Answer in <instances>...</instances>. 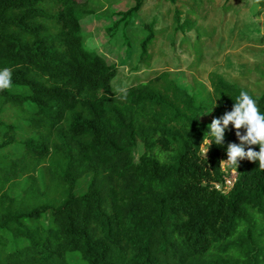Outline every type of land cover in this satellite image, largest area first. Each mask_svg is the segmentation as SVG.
I'll list each match as a JSON object with an SVG mask.
<instances>
[{
  "label": "trees",
  "instance_id": "1",
  "mask_svg": "<svg viewBox=\"0 0 264 264\" xmlns=\"http://www.w3.org/2000/svg\"><path fill=\"white\" fill-rule=\"evenodd\" d=\"M145 1L116 13V28ZM91 12L89 0H0V69L12 72L0 91V264H264V169L240 160L221 191V162L241 142L232 124L222 144L208 134L241 90L264 115V92L214 72L204 98L161 71L120 100L117 65L84 45Z\"/></svg>",
  "mask_w": 264,
  "mask_h": 264
},
{
  "label": "rangeland",
  "instance_id": "2",
  "mask_svg": "<svg viewBox=\"0 0 264 264\" xmlns=\"http://www.w3.org/2000/svg\"><path fill=\"white\" fill-rule=\"evenodd\" d=\"M89 1L92 12L83 17L84 45L117 65L114 90L167 71L177 85L191 93L203 91L204 98L213 94L214 72L256 96L264 92V5L254 6L255 0H204L201 7L192 0H146L117 28L115 14L128 11L134 0ZM151 34L148 64L141 56ZM142 152L139 142L136 153Z\"/></svg>",
  "mask_w": 264,
  "mask_h": 264
},
{
  "label": "clouds",
  "instance_id": "3",
  "mask_svg": "<svg viewBox=\"0 0 264 264\" xmlns=\"http://www.w3.org/2000/svg\"><path fill=\"white\" fill-rule=\"evenodd\" d=\"M260 0H255L254 6ZM12 87L11 69L5 67L0 69V91L9 90ZM117 98L127 99V88L117 87L115 90ZM229 124L236 129V135L240 144H229L227 148V162L238 165L239 161L247 158L250 161H258L259 168L264 169V115H262L256 105L255 100L247 91L241 90L239 97L234 100L232 111L226 112L222 119H213L208 125V134L214 137V143L222 144L224 131ZM246 129V134L241 135L240 129ZM245 145L249 146L245 151ZM259 145V151H254L251 146Z\"/></svg>",
  "mask_w": 264,
  "mask_h": 264
},
{
  "label": "built area",
  "instance_id": "4",
  "mask_svg": "<svg viewBox=\"0 0 264 264\" xmlns=\"http://www.w3.org/2000/svg\"><path fill=\"white\" fill-rule=\"evenodd\" d=\"M221 169L223 172L222 180L215 183V186L221 191L226 192L235 186L238 179V170L233 164L228 163L226 160H222Z\"/></svg>",
  "mask_w": 264,
  "mask_h": 264
}]
</instances>
